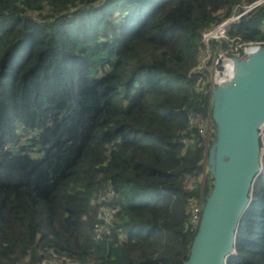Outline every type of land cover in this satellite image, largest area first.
Segmentation results:
<instances>
[{"label": "trees", "instance_id": "1", "mask_svg": "<svg viewBox=\"0 0 264 264\" xmlns=\"http://www.w3.org/2000/svg\"><path fill=\"white\" fill-rule=\"evenodd\" d=\"M253 1L0 0V264L187 258V200L213 186L201 32ZM228 36L264 40V8ZM262 162L227 264H264ZM109 189L116 212L94 239Z\"/></svg>", "mask_w": 264, "mask_h": 264}, {"label": "water", "instance_id": "2", "mask_svg": "<svg viewBox=\"0 0 264 264\" xmlns=\"http://www.w3.org/2000/svg\"><path fill=\"white\" fill-rule=\"evenodd\" d=\"M232 59L233 78L214 88L209 104L216 135L212 145H206L203 170L208 167L213 186L181 264H227L236 254L238 227L262 170L264 47Z\"/></svg>", "mask_w": 264, "mask_h": 264}, {"label": "built area", "instance_id": "3", "mask_svg": "<svg viewBox=\"0 0 264 264\" xmlns=\"http://www.w3.org/2000/svg\"><path fill=\"white\" fill-rule=\"evenodd\" d=\"M264 8V0H255L251 3H242L235 5L229 16L215 23L213 26L201 32V48L198 55V63L193 72L197 74L196 80L199 86L205 82L209 84L210 97L216 86L231 81L234 75L233 57H240L247 52L255 51L264 47V40L240 42L231 39L228 36L229 27L237 22L241 17L250 12ZM225 44L226 48L222 45ZM200 89V88H199ZM210 121L205 123L200 132L203 133L206 142L209 140ZM261 163L263 166L264 156V124L259 130ZM114 194L112 189L106 193H99L95 204H98L95 213V222L93 224V238L100 239L103 233H107V226L111 223L115 208L106 205L110 197ZM203 194L197 200L194 197L187 200V209L189 211L188 227L192 231H197L203 209ZM48 264H58V261L51 259Z\"/></svg>", "mask_w": 264, "mask_h": 264}, {"label": "rangeland", "instance_id": "4", "mask_svg": "<svg viewBox=\"0 0 264 264\" xmlns=\"http://www.w3.org/2000/svg\"><path fill=\"white\" fill-rule=\"evenodd\" d=\"M211 127H212V126H211ZM22 141H23V140H21V142H22ZM208 143H210V140H208L207 144H208ZM206 170H208V167L206 168Z\"/></svg>", "mask_w": 264, "mask_h": 264}]
</instances>
